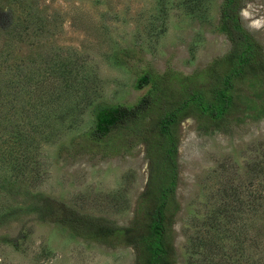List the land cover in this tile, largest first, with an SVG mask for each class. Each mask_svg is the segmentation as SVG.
<instances>
[{
	"label": "rangeland",
	"instance_id": "obj_1",
	"mask_svg": "<svg viewBox=\"0 0 264 264\" xmlns=\"http://www.w3.org/2000/svg\"><path fill=\"white\" fill-rule=\"evenodd\" d=\"M220 2L0 0V264H133L131 247L83 240L61 219L72 210L129 225L147 179L143 148L101 158L73 152L70 139L91 127L88 103L131 104L143 95L146 87L133 88L142 72L187 75L227 52L215 31ZM239 19L264 45V0H249ZM120 49L131 57L112 64ZM64 68L66 80L57 73ZM51 72L54 96L32 95L50 85ZM16 135L28 144L16 145ZM15 162L20 174L10 170ZM176 163V264L262 261L264 119L230 134L198 133L184 120Z\"/></svg>",
	"mask_w": 264,
	"mask_h": 264
},
{
	"label": "trees",
	"instance_id": "obj_2",
	"mask_svg": "<svg viewBox=\"0 0 264 264\" xmlns=\"http://www.w3.org/2000/svg\"><path fill=\"white\" fill-rule=\"evenodd\" d=\"M248 1L221 0L218 6L215 31L229 44L223 55L187 75L171 70L142 72L135 79L133 88L146 87V90L131 104L102 101L87 104L92 125L70 139L73 152H90L105 158L141 146L147 162V179L129 225L117 226L105 218L68 210L61 222L73 235L110 248L131 247L133 264L177 263L172 225L179 208L174 197L179 125L189 119L198 133L230 134L246 120L264 119V45L243 28L239 19V13ZM6 25L8 33L14 26L10 18ZM128 57H131L130 52L120 49L113 52L110 59L112 64H117ZM65 71L59 69L57 72L62 80L69 74ZM57 73H48L50 85L34 86L32 95L54 96L53 80ZM43 110L40 107L37 112ZM57 121L61 122V118ZM13 141L16 145L28 144L19 135ZM10 170L20 174V164L15 162ZM253 186L254 192L260 191L258 182ZM29 195L23 194L25 199ZM35 197L30 195L32 200ZM224 219L231 226V219L228 221L227 216ZM259 227L257 223L252 224L250 239L253 244L260 243ZM252 264H264V258L262 261L255 258Z\"/></svg>",
	"mask_w": 264,
	"mask_h": 264
}]
</instances>
